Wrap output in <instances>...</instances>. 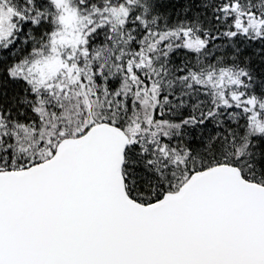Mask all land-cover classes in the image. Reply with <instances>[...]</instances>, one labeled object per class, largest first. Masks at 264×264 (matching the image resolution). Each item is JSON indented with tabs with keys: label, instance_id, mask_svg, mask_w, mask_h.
Returning a JSON list of instances; mask_svg holds the SVG:
<instances>
[{
	"label": "snow or ice",
	"instance_id": "1",
	"mask_svg": "<svg viewBox=\"0 0 264 264\" xmlns=\"http://www.w3.org/2000/svg\"><path fill=\"white\" fill-rule=\"evenodd\" d=\"M0 264H264V0H0Z\"/></svg>",
	"mask_w": 264,
	"mask_h": 264
}]
</instances>
